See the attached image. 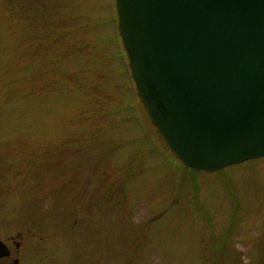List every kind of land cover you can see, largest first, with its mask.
I'll return each instance as SVG.
<instances>
[{"label":"rangeland","instance_id":"374dc122","mask_svg":"<svg viewBox=\"0 0 264 264\" xmlns=\"http://www.w3.org/2000/svg\"><path fill=\"white\" fill-rule=\"evenodd\" d=\"M118 26L116 0H0V239L22 264H264V158L182 164Z\"/></svg>","mask_w":264,"mask_h":264},{"label":"water","instance_id":"95a60500","mask_svg":"<svg viewBox=\"0 0 264 264\" xmlns=\"http://www.w3.org/2000/svg\"><path fill=\"white\" fill-rule=\"evenodd\" d=\"M116 6L138 96L176 157L206 172L264 158V0Z\"/></svg>","mask_w":264,"mask_h":264},{"label":"flooded vegetation","instance_id":"af4514ba","mask_svg":"<svg viewBox=\"0 0 264 264\" xmlns=\"http://www.w3.org/2000/svg\"><path fill=\"white\" fill-rule=\"evenodd\" d=\"M8 248L10 254L6 257L0 258V264H22L23 262V257L21 256V247H22V242L21 241H16L13 239H10V243H6L5 241L1 240ZM11 245H14L15 247V252L12 250Z\"/></svg>","mask_w":264,"mask_h":264}]
</instances>
